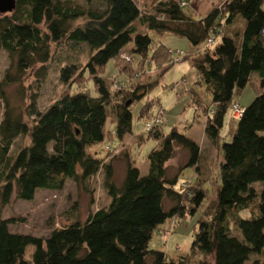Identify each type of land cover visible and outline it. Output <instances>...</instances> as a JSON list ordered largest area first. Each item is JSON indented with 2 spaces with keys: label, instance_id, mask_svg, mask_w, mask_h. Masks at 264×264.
Instances as JSON below:
<instances>
[{
  "label": "trees",
  "instance_id": "1",
  "mask_svg": "<svg viewBox=\"0 0 264 264\" xmlns=\"http://www.w3.org/2000/svg\"><path fill=\"white\" fill-rule=\"evenodd\" d=\"M15 1L11 12L0 13V50L9 59L0 81V204L8 205L14 196L31 201L39 189L63 190L67 179L85 185L100 172L109 203L85 221L76 219L45 238L11 232L9 224L14 220L0 219V264H183L149 243L154 230L166 221L177 224L203 207L207 180L200 176L199 144L176 127L164 133L162 118V124L146 131L145 139L151 138L156 145L147 154L145 174L129 152L122 154L120 180L113 165L114 149L132 133V103L158 81L143 83L140 78L148 74L149 79L161 67L155 75L160 78L173 65L166 62L171 56L169 61L175 63L189 60L198 72L196 82L209 93L211 105L205 106L195 90H186L205 114V136L220 151L216 199L208 203L193 229L191 251L202 257L195 264H208V256L212 264H264L260 259L264 253V0L212 2L211 9L199 16L186 14L180 0H148L152 7L145 12L135 0H96L94 5L73 0ZM183 1L186 5L189 0ZM239 17L241 29L228 34ZM149 32L184 38L192 49L181 50L184 55L175 61L177 49L154 43ZM65 42L74 50L84 43L88 51L83 66L72 61L60 67L58 80L68 91L44 110L37 108L36 93L31 94L23 113L16 112L5 89L22 84L26 72L35 67L40 85L52 58L51 46ZM122 54L135 62L122 60ZM111 61L119 75L132 70L137 81L132 88L112 89L120 82L104 75ZM254 74V98L242 106L235 94ZM147 103L140 117L149 114L151 119L163 109L152 113ZM233 103L243 108L237 120L232 118ZM109 108L114 129L108 137ZM227 111L235 124L230 140L224 142L220 130ZM106 135L109 143L104 148L115 153L108 161L94 151ZM20 136H29V144L10 155ZM176 151L185 154L186 160L172 174L168 164ZM188 167L194 169V182L178 181ZM254 201L255 210L241 217ZM29 246L33 251L27 259Z\"/></svg>",
  "mask_w": 264,
  "mask_h": 264
},
{
  "label": "rangeland",
  "instance_id": "2",
  "mask_svg": "<svg viewBox=\"0 0 264 264\" xmlns=\"http://www.w3.org/2000/svg\"><path fill=\"white\" fill-rule=\"evenodd\" d=\"M79 4H84L86 1L94 5L96 0H73ZM188 1V0H187ZM220 0H189L186 5L183 6V10L186 14L191 16H199L207 13L212 3H218ZM138 6L141 8V12L151 11V3L148 0H135ZM82 22V20L76 21V23ZM135 26L138 30L143 31V27L136 22ZM242 27L240 17L237 18L230 29L227 30L228 34L237 33ZM150 36L154 40V43H161L170 50H183L189 52L192 47L188 41L178 36L164 33L159 35L155 32H149ZM52 58L48 65V71L43 82L37 86V82L34 77V72L37 67L30 69L26 72L24 80L20 85H11L5 89V96L9 105L16 110V112L23 113L26 106L30 102L31 94L36 93L37 108L39 110L46 109L62 94L68 91L67 85H63L58 80L59 69L63 65L75 61L80 66H83L88 58L87 47L83 43L76 50L71 49L69 43H62L51 46ZM171 59L172 56L170 57ZM166 60L168 64H173L168 70H166L160 78H156V74L161 69H156L154 74H151L147 79L148 74L140 78L143 83L153 82L158 80L152 90L146 94L142 99L132 103L130 109L132 111V133L126 136V139L114 149L117 152V157L113 161L116 177L120 180L123 175L124 169V156L122 154L129 152L132 154L135 165L140 169L142 174H145L148 170V152L156 145L154 140L145 139L148 136V132L145 129V120L149 119V114L140 117V110L147 103L150 107L149 111L154 113L158 108L165 110L163 116L162 130L164 133H168L172 127L183 133L184 135L194 139L201 149V178L206 179L203 187L207 191L206 198L201 207L194 216H189L183 220H180L177 224L166 221L159 230H154L153 237L149 243V247L152 249H159L166 252L168 257L175 261L182 260L183 264H195L198 260L202 259L201 255L197 251H191V243L194 236V227L196 221L202 216V212L208 203L216 199V186H217V166L219 164V148L213 146L207 137L204 135V121L205 114L201 109L195 107V104L191 98V95L186 91L192 88L195 90L203 101V105L210 106L211 99L209 93L203 85L198 84V72L191 65L189 60H183L179 62ZM135 62V60H134ZM165 62V63H166ZM135 64V63H134ZM9 65V59L7 54L0 50V81L3 78V74ZM132 64L129 66L131 67ZM120 66V65H119ZM118 66V67H119ZM134 66V65H133ZM117 67V68H118ZM150 67L146 66V70ZM104 75L108 78L115 77L123 88H132L133 83H137L133 78L132 70L129 73L122 75L117 74L114 62L111 61L107 64ZM142 79V80H141ZM255 74L252 77V81L247 84L245 88L235 94V100L242 106H247L254 98V81ZM89 87L88 82H86ZM75 90V87L74 89ZM72 90V91H73ZM204 107V106H202ZM109 110V120L105 126V132L109 137V133L114 129V115ZM3 107L0 110V118ZM148 117V118H147ZM27 119V117H26ZM27 121H30L27 120ZM235 124V123H234ZM230 120V111H227L224 118L223 126L220 130L222 141L227 142L230 140L229 131L232 125ZM105 136L103 143H100L94 147V151L97 152V156L106 157L108 161L111 156L115 155L112 151H108L104 148L106 143H109ZM143 138V140H137ZM30 142L29 136H20L15 139L13 145L9 150L10 155H14L21 147L28 145ZM117 141L114 138L113 145H116ZM186 155L176 151L175 157L169 162L168 170L172 174L175 173L186 160ZM194 169L185 168L180 174L178 181L187 180L188 182H194ZM219 183V181H218ZM257 188L260 184L257 183ZM109 203V197L102 187V173H98L89 183L77 184L74 181L67 179L63 190L54 191L47 189H39L35 192L34 199L31 201H23L17 199L15 196L11 202L2 206L0 204V219H13L14 222L9 224V230L15 233H22L37 237L45 238L49 233L55 229L60 228L65 224H68L76 219L80 222L85 221L87 216L102 207H106ZM257 201H254L249 209L241 213V217H247L251 211L255 210ZM175 225V227H174ZM33 251V247L29 246L26 250V258L28 259ZM260 259L264 263V253L260 256ZM207 263L212 264V256L207 257ZM245 264H249V261Z\"/></svg>",
  "mask_w": 264,
  "mask_h": 264
},
{
  "label": "built area",
  "instance_id": "3",
  "mask_svg": "<svg viewBox=\"0 0 264 264\" xmlns=\"http://www.w3.org/2000/svg\"><path fill=\"white\" fill-rule=\"evenodd\" d=\"M220 1H221L220 4H222V3H225L227 0H220ZM179 3H180L181 6L185 5V2L183 0H180ZM261 33L264 35V27L261 29ZM212 40H213L212 37L210 39H208L209 42H212ZM176 55H178V58L174 59L175 61L180 59L184 55V52L181 51V50H177L176 51ZM121 59L126 61V62L134 61V59L132 57H130L129 55H127V54H122L121 55ZM121 87H122V85L120 83H114L113 86H112V89L113 90H119V89H121ZM232 107H233L232 118L237 120V119H239L241 117V115L243 113V108L241 106H239L237 103H233ZM163 114H164V110L163 109H159L153 118L145 121V129L147 131H150L154 127L159 126L160 124H162Z\"/></svg>",
  "mask_w": 264,
  "mask_h": 264
},
{
  "label": "water",
  "instance_id": "4",
  "mask_svg": "<svg viewBox=\"0 0 264 264\" xmlns=\"http://www.w3.org/2000/svg\"><path fill=\"white\" fill-rule=\"evenodd\" d=\"M15 6V0H0V13L11 12Z\"/></svg>",
  "mask_w": 264,
  "mask_h": 264
},
{
  "label": "crops",
  "instance_id": "5",
  "mask_svg": "<svg viewBox=\"0 0 264 264\" xmlns=\"http://www.w3.org/2000/svg\"><path fill=\"white\" fill-rule=\"evenodd\" d=\"M212 3V2H211ZM143 30H144V28H143ZM205 135V134H204ZM186 157V156H185Z\"/></svg>",
  "mask_w": 264,
  "mask_h": 264
}]
</instances>
